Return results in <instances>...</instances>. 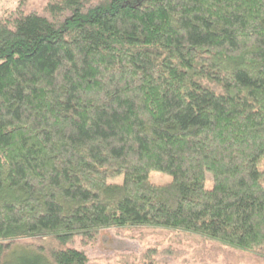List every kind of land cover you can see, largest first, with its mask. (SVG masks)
<instances>
[{"label": "trees", "instance_id": "16d2710c", "mask_svg": "<svg viewBox=\"0 0 264 264\" xmlns=\"http://www.w3.org/2000/svg\"><path fill=\"white\" fill-rule=\"evenodd\" d=\"M44 9L0 18V264L8 242L127 227L264 258V0Z\"/></svg>", "mask_w": 264, "mask_h": 264}, {"label": "rangeland", "instance_id": "374dc122", "mask_svg": "<svg viewBox=\"0 0 264 264\" xmlns=\"http://www.w3.org/2000/svg\"><path fill=\"white\" fill-rule=\"evenodd\" d=\"M50 0H2L0 18L15 10L43 14ZM173 177L152 172L150 182L165 186ZM206 188L213 187L207 174ZM84 238L61 242L42 237L6 243L2 264H54L60 250L83 251L89 264H264V258L238 251L200 236L158 227H127L101 231L96 241L84 245Z\"/></svg>", "mask_w": 264, "mask_h": 264}]
</instances>
